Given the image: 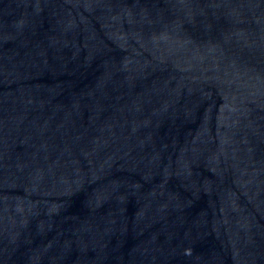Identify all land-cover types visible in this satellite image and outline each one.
I'll list each match as a JSON object with an SVG mask.
<instances>
[{
    "label": "water",
    "instance_id": "obj_1",
    "mask_svg": "<svg viewBox=\"0 0 264 264\" xmlns=\"http://www.w3.org/2000/svg\"><path fill=\"white\" fill-rule=\"evenodd\" d=\"M0 264H264V0H0Z\"/></svg>",
    "mask_w": 264,
    "mask_h": 264
}]
</instances>
